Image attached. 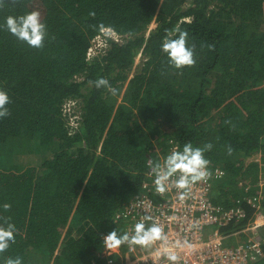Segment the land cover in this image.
<instances>
[{"label": "trees", "instance_id": "obj_1", "mask_svg": "<svg viewBox=\"0 0 264 264\" xmlns=\"http://www.w3.org/2000/svg\"><path fill=\"white\" fill-rule=\"evenodd\" d=\"M28 11L45 25L41 49L0 29V89L9 95L0 119V227L16 228L0 264L16 256L23 264L126 262L139 245L107 253L103 236L131 230L115 215L142 192L146 162L172 144L211 143L204 155L224 173L212 203L254 197L264 216V0H3L0 23ZM101 22L118 39L91 55ZM177 24L196 61L179 70L159 48ZM98 77L118 94L95 88ZM257 154L258 163H245ZM245 209L220 229L227 245L253 222L255 210ZM258 230L264 249V224Z\"/></svg>", "mask_w": 264, "mask_h": 264}, {"label": "built area", "instance_id": "obj_2", "mask_svg": "<svg viewBox=\"0 0 264 264\" xmlns=\"http://www.w3.org/2000/svg\"><path fill=\"white\" fill-rule=\"evenodd\" d=\"M117 39L118 36L115 40ZM73 105V102H67L63 111L70 119V128L77 129V117L70 109ZM177 147L178 145L172 144L167 154ZM163 157L159 155L157 159L162 161ZM148 162L149 160L141 183L142 192L122 207L115 217L135 224L144 216H149L151 219L147 223L160 224L167 239L155 241L148 248L139 246L135 249L130 246L133 256L123 264H264L263 241L258 230L264 224V216L259 213L256 198H238L226 207L213 204L210 199L212 184L221 179L224 173L210 164L207 165L209 176L192 184L183 200L179 198V193L183 190L171 184L168 191L160 194L155 191ZM245 205L255 210L254 221L242 230L244 237L239 243L237 241L236 245H227L228 236L223 235L220 229L232 221L244 219ZM177 241H188L193 247L179 248L176 246ZM170 250L178 255L177 261L167 260L166 253ZM157 251L160 252L159 257L155 255Z\"/></svg>", "mask_w": 264, "mask_h": 264}, {"label": "clouds", "instance_id": "obj_3", "mask_svg": "<svg viewBox=\"0 0 264 264\" xmlns=\"http://www.w3.org/2000/svg\"><path fill=\"white\" fill-rule=\"evenodd\" d=\"M0 3H3V0H0ZM89 15L94 16L95 12H90ZM95 28L97 29L95 40L100 47L107 45L108 38L115 39L117 37L116 30L111 24L101 22ZM0 29L6 30L30 49H41L46 39L45 25L41 23L40 15L36 11H28L19 15L9 14L4 17L3 23H0ZM188 41V30L180 27L179 24L171 30H166V34L161 38L160 51L172 68L179 70L195 64V45L189 44ZM90 83L97 89L106 88L113 96L118 94V89L105 77H98L90 81ZM8 103L9 95L7 91L0 89V119L9 115ZM211 148V143H207L203 147L185 143L182 147L178 146L164 156L162 161L160 159L149 160L150 174L153 178L152 182L155 186V191L163 194L169 190L171 184L177 189L183 190L179 193V198L183 200L192 184L205 180L209 176L207 168L209 160L204 153ZM229 152H231L230 148ZM8 208V205H4L5 211ZM150 219L151 217L144 216L132 225L130 231H118L115 227L103 236L104 245L111 251L118 249L125 243L148 248L155 241H165L167 237L161 225L156 222L147 223ZM15 232L16 228L14 225L8 224L6 227H0V256L8 250L10 243L14 242ZM176 246L184 249L193 247L188 241L183 243L177 241ZM155 255L159 257L160 252L157 251ZM166 256L170 262L178 260V255L175 251H168ZM3 264H23V262L20 256H16L14 258H6L3 260Z\"/></svg>", "mask_w": 264, "mask_h": 264}, {"label": "rangeland", "instance_id": "obj_4", "mask_svg": "<svg viewBox=\"0 0 264 264\" xmlns=\"http://www.w3.org/2000/svg\"><path fill=\"white\" fill-rule=\"evenodd\" d=\"M100 46L98 45V43H97V41L96 40H94V43H93V46H92V51H91V54L93 55L94 53H96V50H99L100 48H99ZM140 62V60H139V57H138V59H136V64H138ZM22 157H24V156H26V157H24V159L26 160L27 158H28V160H31V161H33V163L35 162V163H37L39 160H40V156H35V154L33 155V154H24V155H21ZM254 159H256V161H257V163L259 162V160H260V158H254ZM253 162H255L256 163V161L255 160H252ZM250 183V182H249ZM261 185H264V180L261 182ZM105 251L107 252V253H115V252H118V249H116V250H108L106 247H105Z\"/></svg>", "mask_w": 264, "mask_h": 264}, {"label": "crops", "instance_id": "obj_5", "mask_svg": "<svg viewBox=\"0 0 264 264\" xmlns=\"http://www.w3.org/2000/svg\"><path fill=\"white\" fill-rule=\"evenodd\" d=\"M254 158H260V157H259V154H257V155H253V156L247 158V159L245 160V163L252 162V160H255V161H256V159H254ZM256 162H257V161H256ZM245 210H246V209H245ZM253 214H254V213H253ZM253 214H252V216H251V218H250V221H254V216H253ZM261 215H262V214H261ZM238 240H239V238H238V237H235V242L238 241Z\"/></svg>", "mask_w": 264, "mask_h": 264}]
</instances>
